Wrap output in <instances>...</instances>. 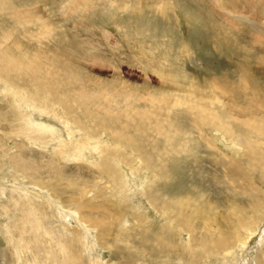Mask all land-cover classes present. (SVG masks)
<instances>
[{
	"label": "rangeland",
	"instance_id": "1",
	"mask_svg": "<svg viewBox=\"0 0 264 264\" xmlns=\"http://www.w3.org/2000/svg\"><path fill=\"white\" fill-rule=\"evenodd\" d=\"M136 1L0 0V264H264V0Z\"/></svg>",
	"mask_w": 264,
	"mask_h": 264
},
{
	"label": "bare ground",
	"instance_id": "2",
	"mask_svg": "<svg viewBox=\"0 0 264 264\" xmlns=\"http://www.w3.org/2000/svg\"><path fill=\"white\" fill-rule=\"evenodd\" d=\"M130 2V9L131 10H135L136 8V3L137 1L136 0H129ZM158 0H156V3H157ZM155 3V2H154ZM165 3V2H164ZM216 6H217V0H214L213 2ZM153 4V3H152ZM160 5V4H159ZM220 7V6H219ZM142 11V10H141ZM242 17V16H241ZM244 17V16H243ZM263 26V25H262ZM253 28H254V32H255V35H254V39H255V42L256 44L260 43L261 39L264 38V28L258 26V25H253ZM256 39H259V42L256 40ZM263 41V40H262ZM263 45V43H262ZM262 58V57H261ZM12 65V64H11ZM236 66V69H234L235 73L238 74V78L237 80H240V82L244 83L243 87H242V90L239 91L238 90V87H229L231 84L228 83V82H224L223 86L221 87V90L220 92L222 93L221 96L225 97L224 94H226V90L228 91V94L230 93V95H232L235 99L236 98H239V100H241V95H243V93H245L243 96H246V99L245 100V105L247 106V108L245 110H243L244 113H248V115L252 112V107H255L256 108V114L257 115H264V93L261 92V89H262V84H260V81L255 78L254 76H252V74L249 72V64H244V65H240L239 63L235 65ZM258 66V65H257ZM232 73V72H231ZM226 76V75H225ZM233 77V75L231 76ZM220 78H218V81ZM221 82V81H220ZM240 82H239V85H240ZM262 82V81H261ZM235 83V82H234ZM236 85V84H235ZM247 90H248V93H247ZM220 94V93H219ZM92 99V97H91ZM91 99H88V101H91ZM94 99V98H93ZM27 100V99H26ZM219 103V98L218 97H215V102ZM248 101V102H246ZM212 102V100H211ZM232 106V105H231ZM84 108H87V107H84ZM89 109V108H88ZM42 110V109H41ZM46 110V109H44ZM106 112V111H105ZM207 110L205 109H202L200 108L199 109V115L202 116L200 119L202 121H208L210 124H212V126H219L220 129H223V130H226L227 132H231V129L230 127H227L226 128V121L223 120L222 117H219L217 114H219L218 112L217 113H211V114H206ZM106 113H109V111H107ZM250 117H247V119H249ZM200 120V121H201ZM234 120V119H233ZM203 125L205 123L201 122ZM254 123V122H252ZM197 124V122H196ZM248 124V123H247ZM207 125V124H205ZM222 126H224V128H222ZM249 128H252L254 126L251 125V123L248 125ZM260 126V124H259ZM44 128H41L40 130H43ZM256 129V127L254 128ZM39 130V131H40ZM47 130V129H46ZM48 130H49V127H48ZM178 131V130H177ZM258 131V130H257ZM42 132V131H40ZM43 133H46L44 132L43 130ZM171 133V132H170ZM260 136V135H259ZM243 138H240L239 140H241ZM247 145H250V144H247ZM251 146V145H250ZM78 147V146H77ZM80 147V146H79ZM252 147V146H251ZM88 148H90L92 150V146H88ZM250 148V147H249ZM89 149V150H90ZM78 150V148H77ZM95 153L98 151V148H93V150ZM253 148H250L247 152L248 153H253ZM78 152V151H77ZM76 152V153H77ZM80 152V150H79ZM81 153V152H80ZM98 153V152H97ZM76 155V154H75ZM79 156V155H78ZM253 161V160H252ZM264 161V159H263ZM255 162V160L253 161ZM100 167V165H99ZM262 208V207H260ZM259 217V216H258ZM59 251L65 253L66 255V252L67 250H65V248L61 247L59 249Z\"/></svg>",
	"mask_w": 264,
	"mask_h": 264
}]
</instances>
